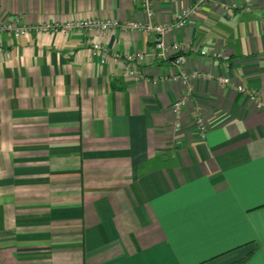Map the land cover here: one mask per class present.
Returning a JSON list of instances; mask_svg holds the SVG:
<instances>
[{
	"label": "crops",
	"instance_id": "0c3cea01",
	"mask_svg": "<svg viewBox=\"0 0 264 264\" xmlns=\"http://www.w3.org/2000/svg\"><path fill=\"white\" fill-rule=\"evenodd\" d=\"M197 0H153L169 22ZM227 2L241 0H224ZM223 15L208 2L170 41L185 68L261 91L262 105L215 78L181 81L148 55L145 78L102 63L84 30L0 33V264H264V0ZM142 19L134 0H0V23ZM123 54L153 35L97 30ZM202 50L207 51L203 55ZM202 115L203 138L195 124Z\"/></svg>",
	"mask_w": 264,
	"mask_h": 264
},
{
	"label": "built area",
	"instance_id": "2783aa9c",
	"mask_svg": "<svg viewBox=\"0 0 264 264\" xmlns=\"http://www.w3.org/2000/svg\"><path fill=\"white\" fill-rule=\"evenodd\" d=\"M140 5L143 17L142 19H130L121 21L117 18L108 19H75L62 22H40L36 24H25L21 21L20 15L11 17L10 20L0 23V33L8 32L15 38L23 37L29 34L39 33H70L75 30H84L86 32L88 42H91V51L94 56H99L102 63H108L111 60L122 61L126 77L133 81H139L145 78L140 70V65L146 60L148 55H153L157 59L172 58L174 64V72L164 74L154 78H147L154 84L166 81H181L188 87L185 96L174 101L172 111L174 115V129L180 131L182 128L181 116L184 107L187 105L192 96V87L190 85L191 77L215 78L221 84H233L234 88L241 94H245L251 101L262 105L261 91L256 87L247 88L243 84H234L229 76H218L213 73H204L194 71L191 74L187 72L185 64L187 57L184 53L185 48L189 44L180 43L179 41H170L168 39L170 33L174 30L183 28L187 22L208 2L219 6L223 15H230L234 11L251 12L254 7V0H241L227 2L224 0H197L190 7L185 9L178 18L169 22H158L155 20V9L153 0H134ZM110 29H122L126 31L148 32L153 35L154 50L137 51L135 53L123 54L118 50L108 48L101 42L91 41V36L97 30L107 31ZM1 49V46H0ZM203 55L207 51L202 50ZM200 135L205 138L208 126L202 117L197 115L195 122Z\"/></svg>",
	"mask_w": 264,
	"mask_h": 264
},
{
	"label": "trees",
	"instance_id": "16d2710c",
	"mask_svg": "<svg viewBox=\"0 0 264 264\" xmlns=\"http://www.w3.org/2000/svg\"><path fill=\"white\" fill-rule=\"evenodd\" d=\"M251 254H252V252L249 253L246 257L241 258V259H239L237 261H234L231 264H242V263H244L250 257Z\"/></svg>",
	"mask_w": 264,
	"mask_h": 264
}]
</instances>
